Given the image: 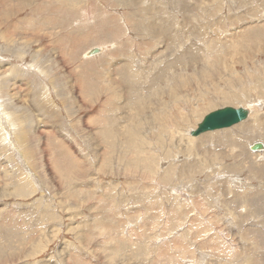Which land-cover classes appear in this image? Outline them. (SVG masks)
I'll use <instances>...</instances> for the list:
<instances>
[{
  "label": "rangeland",
  "instance_id": "374dc122",
  "mask_svg": "<svg viewBox=\"0 0 264 264\" xmlns=\"http://www.w3.org/2000/svg\"><path fill=\"white\" fill-rule=\"evenodd\" d=\"M23 3L0 0V264H264V29L238 36L264 0ZM226 106L249 122L190 136Z\"/></svg>",
  "mask_w": 264,
  "mask_h": 264
},
{
  "label": "water",
  "instance_id": "95a60500",
  "mask_svg": "<svg viewBox=\"0 0 264 264\" xmlns=\"http://www.w3.org/2000/svg\"><path fill=\"white\" fill-rule=\"evenodd\" d=\"M100 49H95L91 53L99 54ZM251 111L246 107L226 106L218 110H213L207 114L198 124L196 130H192L190 136L199 137L208 132H214L232 128L249 120ZM252 152H264V143L254 142L250 146Z\"/></svg>",
  "mask_w": 264,
  "mask_h": 264
},
{
  "label": "bare ground",
  "instance_id": "6f19581e",
  "mask_svg": "<svg viewBox=\"0 0 264 264\" xmlns=\"http://www.w3.org/2000/svg\"><path fill=\"white\" fill-rule=\"evenodd\" d=\"M8 1V0H7ZM27 2V1H26ZM9 4H11V3H9ZM8 4V5H9ZM22 4H25V3H23V0H22ZM4 6L2 5V8H3ZM8 7V6H7ZM7 7H5V13L4 12H2L1 11V13H3L2 14V16H1V21H2V23H1V25H3V24H5V22H7V19L11 16V15H9V14H7L6 13V11L8 12V13H12V9H8ZM24 6H22L21 8H19V9H24L23 8ZM30 8H31V6H30ZM243 8V7H242ZM19 9L15 12L16 14H19L20 12H19ZM10 11V12H9ZM7 15H9V16H7ZM133 17V16H132ZM3 19H5V21L3 20ZM188 23V22H187ZM186 23V24H187ZM249 23V22H248ZM134 24V23H133ZM252 24V23H251ZM250 24V25H251ZM135 25V24H134ZM188 25V24H187ZM191 25V24H190ZM263 27V29H264V23L262 24V26H260V25H256V26H251V27H249V29L248 28H246V31L245 32H243L242 30H241V33L240 34H238V36L239 37H243V36H246L247 38H248V35H247V33L252 29H260L261 30V28ZM3 28V27H2ZM155 27H152L151 29H154ZM165 28L167 29V30H169V23H167V24H165ZM191 28V27H190ZM192 30V29H191ZM179 31H181V29H179ZM254 31V30H253ZM4 36H5V34H3ZM3 35H1V37L3 38ZM177 35H178V33H177ZM249 38L251 39V42L253 41L252 40V32H250V34H249ZM239 40H242V38H240ZM226 42V41H225ZM259 42V41H258ZM171 43H173V42H171ZM245 43H247V42H245ZM260 43V42H259ZM170 44V43H169ZM169 44H168V46H169ZM231 44H232V42H231ZM177 46V45H176ZM173 47L175 48V44L173 45ZM227 47H228V45H227ZM233 47V46H232ZM252 48V47H251ZM254 49V48H253ZM172 50H173V48H172ZM226 50H227V48H226ZM246 50V49H245ZM240 51V50H239ZM242 51V50H241ZM230 52V51H229ZM241 54V53H240ZM247 55V54H246ZM251 55V54H250ZM241 56H243V54L241 55ZM177 57V56H176ZM176 59H178V57L176 58ZM237 62V61H236ZM235 62V63H236ZM238 63V62H237ZM172 65V64H171ZM113 67H114V65H113ZM115 69V68H114ZM120 69H122L121 67H120ZM118 72V71H117ZM116 72V73H117ZM121 78H123V77H121ZM207 78H211V77H207ZM211 79H213V78H211ZM202 80V79H201ZM201 83V82H200ZM199 83V84H200ZM201 85H202V83H201ZM204 85H206V84H203V86ZM214 85H215V83H214ZM189 86V85H188ZM210 86V85H209ZM200 87V86H199ZM207 87V86H206ZM204 88V87H203ZM87 89V88H86ZM205 89V88H204ZM212 90H214V88H212ZM208 91H210V89L208 90ZM230 91V90H229ZM88 92V91H87ZM212 92V91H211ZM211 92H210V94H211ZM207 93V92H206ZM222 93V92H221ZM228 93V92H227ZM219 94V93H218ZM217 94V95H218ZM211 95H213V94H211ZM216 95V96H217ZM233 95V94H232ZM16 97V96H15ZM226 97V96H225ZM229 97V96H228ZM206 98V97H205ZM227 98V97H226ZM19 99V98H18ZM19 101H20V99H19ZM111 102V101H110ZM209 104V103H208ZM161 105V104H160ZM201 107V106H200ZM137 109V108H136ZM140 109V108H139ZM135 121V120H134ZM158 121H163V120H159L158 119ZM249 121H246V122H244L243 124H246V123H248ZM260 122H262L261 120H260ZM243 124H241V125H243ZM198 126V125H197ZM180 145V144H179ZM185 147V146H184Z\"/></svg>",
  "mask_w": 264,
  "mask_h": 264
}]
</instances>
